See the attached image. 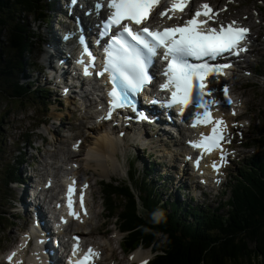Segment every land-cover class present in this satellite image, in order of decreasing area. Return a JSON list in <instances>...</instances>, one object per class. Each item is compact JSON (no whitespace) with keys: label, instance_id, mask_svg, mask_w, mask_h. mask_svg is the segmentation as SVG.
Returning <instances> with one entry per match:
<instances>
[{"label":"rangeland","instance_id":"obj_1","mask_svg":"<svg viewBox=\"0 0 264 264\" xmlns=\"http://www.w3.org/2000/svg\"><path fill=\"white\" fill-rule=\"evenodd\" d=\"M57 2L59 0H56ZM201 1H211L213 3H217L218 6H221L225 0H201ZM238 5V6H237ZM256 8V10H260L262 12V19L259 25L261 26V35L259 36V50L257 51V57L253 58L256 59L253 63L250 61L249 70L252 69V72L255 73V69L258 71L259 74H264V0H235V7L236 9L232 11L233 14H239L241 16L247 15L246 11L252 8ZM58 7L57 12V18L60 19V16L65 14L64 8H61V10ZM227 13V11H226ZM7 16V15H6ZM5 16V22L9 20ZM63 20H67V18H64ZM65 21H62L60 19L59 23H62ZM254 23V22H253ZM33 28V27H32ZM19 28L16 27V30ZM12 27H7L3 31L0 30V149L3 153L0 154V188H3V198L0 197V210H3L6 212V214H3V217L0 219V235L4 238L0 239V262L3 264V255H5L8 250L13 246V244L18 241L21 237L20 229L21 225L18 224L15 226L12 222V224H9L8 221H6V217H8L7 213L10 212V214H19L18 210L22 211L24 210V205L21 204V201L24 200V196L21 197V193L25 192L27 193L30 191L27 186L22 185H16L12 184L10 185L9 181L11 179L10 177H6L10 171L15 172L18 171L20 174L23 170L28 168L30 165H32V162L35 161L34 168H37V164L39 161H45L48 160V158H52L53 156L50 155L54 154L55 150H60L59 148L67 149V152L69 150V145L71 142H73L75 139L68 140L66 137L69 135V132L67 130H70L72 132H77L78 124L76 125V120L78 118H81V116L84 113V108L82 111H80L78 114L73 116V113L76 112V109L72 111V113L67 112L68 109L72 107V103L67 102V100H63V107L66 108L65 110H60L56 105H53L51 107L50 111V121H48L46 124H44L43 127H40L38 130H31L34 127L31 128V124L34 123L33 112H29L25 109L24 106H27V103H24L23 105L15 104L11 102L9 103V98L7 96V85L5 81V76L9 73L11 66L13 63V58L16 54H14V49L7 48L8 51L2 52V48L9 47L6 43V39H9L12 32ZM36 34L41 36L42 38H45V36H49V41L47 42L49 45V52H53L54 50L60 48V41L61 37L58 34H55L54 31H46L44 33H40V30L35 28ZM46 39V38H45ZM48 39V38H47ZM3 45V46H2ZM15 47V46H14ZM36 52L39 51V49L44 48L46 50L45 43L41 46L40 43L36 44ZM8 60L7 62L4 60V58ZM16 57V56H15ZM38 70V69H37ZM4 75V76H2ZM252 74L251 76H245L246 78L242 79L239 82L234 83V88L237 95L244 101V106L240 108L241 110L239 113L243 112V117H245V125H242L239 130V132L236 133V136H240L243 138V145L247 147L245 151V156L243 159H250L253 156H256L259 154V156H264V142L263 136L264 131H261V135H258L260 131H256L255 128H263L264 127V76ZM262 76V77H261ZM31 77L36 81L37 85H43L46 83L45 79L40 76V70L37 72H32ZM41 81V82H40ZM20 84L23 85L22 79L20 77ZM48 85V84H47ZM57 93H61V89L57 88ZM52 99H55L57 95L55 93L52 94ZM59 100V98H58ZM74 102V101H73ZM85 105V103H82ZM88 103H86L87 105ZM85 105V106H86ZM59 110V111H56ZM78 110V109H77ZM232 108H229L227 112H231ZM40 111V109H39ZM38 111V113H39ZM71 115V116H70ZM82 119V118H81ZM243 118L239 119L242 120ZM38 120V118H37ZM260 124V125H258ZM109 126V125H108ZM248 126V127H247ZM62 127V128H61ZM30 130V131H29ZM55 130V131H54ZM264 130V129H263ZM29 131L28 135H25ZM100 131L98 129L96 132ZM94 130L91 133V136L88 138L89 141L84 142V145L82 146V152L79 155L82 161H84L87 152L89 151V147L94 145V135L96 133ZM78 134V132H77ZM58 136L64 139L63 144H58ZM28 141V143H25V138ZM31 136L33 139H31ZM65 136V137H64ZM30 138V139H29ZM76 138V137H74ZM249 138V139H247ZM42 139H45L47 141V144L43 147L42 150ZM122 142L119 141L117 144L119 145ZM113 144L112 142L106 141V151L107 153H110L113 157H116L113 150ZM160 144V142H159ZM250 144V147L247 145ZM116 145V148L118 149L117 152V158L121 163H125L126 167H128V163L130 161H134L136 159L139 160L137 165L139 166L142 174H143V167L146 163H151L153 165L152 169V177L157 180V173L161 172L164 176L167 173H172L174 175V172L172 170H167L166 166H164L162 159H160L156 153L155 148H148L145 149V154L143 151L135 146H125L123 147ZM58 148V149H57ZM157 149V148H156ZM22 150L25 153V159L22 161L18 158V151ZM39 150V151H38ZM160 151V150H159ZM166 151L170 153V156H167L164 158L163 161H170L171 158L175 159L174 155L172 154L173 151H179L176 150L174 146H169L166 148ZM106 153H103L100 151L99 155H103ZM162 154V153H161ZM145 155V157H144ZM150 155L152 158L148 159L147 156ZM58 157H63V154L59 153ZM156 157L158 159H156ZM34 158V159H33ZM101 158V157H100ZM45 159V160H44ZM156 159V160H155ZM172 159V160H173ZM52 160V159H51ZM105 160V161H103ZM155 160V161H154ZM53 161V160H52ZM108 161V162H107ZM114 161H116L114 158L110 160H106L101 158L100 159V165L105 164V168L102 169L97 166L95 162H91V165L93 166L91 169H88L86 166L83 168L81 175L83 178H88L93 182L94 188V201H95V207L92 210V216L89 217L90 219L87 220L91 222L87 224L86 226L83 225L82 230L85 232H91L92 238L96 242H100L103 246H105L106 250V263H111L112 261L115 262V264H132L130 258L126 257L127 255L123 254L122 249L120 247V242L122 241V235L119 234V236L115 237V231L118 230L116 227V220L112 218H107V215H113L112 210L115 212H119L121 210V207L119 206V200L116 199L113 195L109 194V191H111V187L107 186L105 183L110 182L111 180H127L128 177V169L127 172L121 170L118 168V171L115 172L113 170V164ZM181 165V164H180ZM179 168L176 169V175L179 178ZM191 171L190 166L188 167ZM238 166L232 165L230 166L227 173L224 174L222 178H224V181L221 180V185L218 186L219 190H210V189H204L203 191L199 192L198 190L193 191L189 190L188 188H184L185 184H181V181L177 178H173V182L169 184L168 179H164L165 187L163 189L159 188L158 183L153 187L154 191L157 192L156 195L159 198V203H165L172 206V202H176V206L180 202L184 204L186 213L189 214V210L187 207L188 205H194L196 207H200L202 204L210 205L214 208L218 206L216 202L224 203L226 200L230 197V192L228 191V188L230 186L231 178L234 176V172L237 171ZM32 167H30V170ZM40 171V170H38ZM41 173V172H40ZM190 173V172H189ZM23 176L26 178V175L22 172ZM42 174V173H41ZM28 175L32 178L33 174L31 172L28 173ZM88 176V177H87ZM233 180V179H232ZM42 185L44 183V180H40ZM187 181H191L188 180ZM155 183V182H154ZM192 183V182H190ZM101 184H104V186L101 187ZM103 190L106 197L104 196ZM112 192V191H111ZM114 193V192H113ZM116 196V194H114ZM2 200V202H1ZM20 200V204H18L17 201ZM15 202H17L18 206L16 205V208L13 209L12 207L15 206ZM104 203V207H103ZM5 204V205H3ZM169 207V209H170ZM105 208V212L104 209ZM153 219L156 218L155 214L152 213ZM152 221V219H151ZM119 237V239H118ZM157 244L158 247H166L167 244V238L163 237L162 235L157 236ZM88 242L90 243L89 239ZM113 249V251H112ZM140 255L143 257H152L155 258L156 254L155 252H152L151 249L145 250V249H139ZM138 251V250H137ZM135 264H140V260L136 261Z\"/></svg>","mask_w":264,"mask_h":264},{"label":"snow or ice","instance_id":"obj_2","mask_svg":"<svg viewBox=\"0 0 264 264\" xmlns=\"http://www.w3.org/2000/svg\"><path fill=\"white\" fill-rule=\"evenodd\" d=\"M162 2L163 0H97L94 4V9L97 11L105 7L109 10L106 19L102 22L100 33L101 37H109V43L105 48L106 60L103 69L98 72L99 76L107 73L112 85L108 92L110 111L106 118H111L112 111L118 108L130 107L135 110L136 96L152 81L150 67L154 59L162 55L163 60L167 62L163 72L167 81L161 87L164 90L175 89L171 92V98L167 104L169 106L180 105L181 114L192 107L195 110L193 127L212 126L210 134L202 133L199 140L191 142L192 147L203 150L201 157L196 160V165L199 167L204 155L221 148L222 141L231 142L225 132L226 121L223 118L214 120L212 116V106L220 104L221 101L212 98L217 90L209 88V78L211 77V82L214 83L221 75H226L225 70L233 65L213 62L225 58L226 54L238 56L246 52L250 29L236 27V21L226 26L221 23L219 27H202V25H208L209 20L219 15L213 12L207 3L201 5V8L207 11L196 10L192 19L185 21L183 25L167 27L162 31L150 29L147 26L139 27L146 25L152 13ZM189 3L191 0H173L172 7L159 14L163 17L170 11L184 12ZM201 16L207 19H197ZM172 18L168 16V19ZM113 29H117L115 34H112ZM80 43L84 46V54L92 57L89 65L84 69L85 75H91L89 67L94 66L95 57L88 50L83 37L80 38ZM161 49H163L162 53ZM80 63H85V61L81 60ZM222 92L227 103L232 104L229 88L223 87ZM198 109H203V112ZM142 118L147 117L142 116ZM225 160L226 157L222 151L220 163L214 161L212 167L219 171ZM74 184L73 180V183L69 185L70 208L74 203L71 198L75 192ZM87 187L85 184L84 188ZM80 205L84 207L82 192ZM71 214L79 218L78 213L73 211ZM85 214H87L86 210ZM75 239L77 243L73 247V256L80 251L79 237ZM99 255V252L89 247L83 257L75 260L73 264H93L94 259ZM15 256L16 253L13 252L8 257V261L11 262ZM18 264H23V262H18ZM142 264H148V262L143 261Z\"/></svg>","mask_w":264,"mask_h":264},{"label":"trees","instance_id":"obj_3","mask_svg":"<svg viewBox=\"0 0 264 264\" xmlns=\"http://www.w3.org/2000/svg\"><path fill=\"white\" fill-rule=\"evenodd\" d=\"M29 1L35 0H0V30H13L6 41L9 47L2 45L1 51L15 48L13 61L24 45L30 48L34 43L31 35L23 34V30L21 33L23 12L46 17ZM5 16L9 19L6 22ZM16 26L20 28L16 30ZM19 65L24 66L23 62ZM229 189V199L216 208L206 206L187 214L173 204L170 207L159 203L156 192L147 183L140 186L137 182V193L128 187L117 191L112 185L109 194L119 200L121 207L115 213L111 209L112 216L118 217L121 230L128 233L125 251L143 246L157 248V236L162 235L167 244L161 247L162 253L153 264H264V160L254 157L243 165ZM0 197L3 198L1 188Z\"/></svg>","mask_w":264,"mask_h":264},{"label":"bare ground","instance_id":"obj_4","mask_svg":"<svg viewBox=\"0 0 264 264\" xmlns=\"http://www.w3.org/2000/svg\"><path fill=\"white\" fill-rule=\"evenodd\" d=\"M65 4H66L65 0H59L60 7L62 5L64 8ZM55 7L57 8L58 5H55ZM59 9L61 10V8H59ZM92 24H93L92 19H88V18L85 19V25H87L89 28H86V30L82 29L83 32L90 33L88 30H91L94 33V30L92 28ZM170 26H171V23L169 21V27ZM78 28H80V27H78ZM46 31H49V28ZM68 32L73 33L72 31H66V33H68ZM75 49L77 51H79L78 47H76ZM26 57L29 59H32V52L28 51L26 53ZM40 76L43 77L45 80H49V76L46 75V73H42ZM15 77H16L17 83L20 86H23L20 84V75L17 72L15 73ZM22 82H23V79H22ZM228 83H230V81L226 80L223 84L227 85ZM56 86L57 85L52 84V87L55 90L57 89ZM212 86H215V87L218 86L217 82L215 81L214 83H212ZM219 86H221V85L219 84ZM79 89L74 87L73 92L71 89L68 90L70 92H65L62 90L63 95H60L59 93H57V97L58 98L64 97V98H66V100H70L74 104L75 108L78 109L76 111V112H78L81 109L80 106L83 105L82 103H88V101L90 99V98L88 99V97H86L85 99L81 98V99H83V101L80 104L74 103L73 101H75L76 98L82 94V90L84 88H81L80 90ZM235 100H236L237 104H239L241 106L244 104V102H242L237 96H236ZM92 102H94V101L92 100ZM59 107H62V102H59ZM222 110L223 109H220L218 111L219 116L223 115ZM76 112L74 113V115L77 114ZM99 117H100L99 112H95V111L87 108L86 110H84V113L81 116L82 122H80L78 124V128H77L78 134L85 137L86 141H89L88 137L92 133L93 130L97 131L98 129H100V131L95 133L94 145L89 147V151L87 152L84 161L81 162V159L78 155L82 152L81 149H77V151H76L75 147L72 146L69 148V152H67V149H65V147L64 148L61 147L59 149H60V153L63 154L62 161L54 162L51 159H49L48 160L49 164L46 162H43V161H39L37 164V168H34L35 161L32 162V165L29 166V167H32L31 170L35 171V170H39L42 167L44 168V173H42L41 175H38V174L35 175V179L40 178L41 176H45L46 175L45 172L48 171L49 169H51V167H54L55 165H60L61 168H62V166L63 167L67 166L66 168H62L61 172L73 173L74 175H77V170L74 167L75 165H80V167L86 166L88 169H91L93 167L91 165V162L93 161L97 164V166L99 168L102 169V166H103V168H105V164L100 165L99 161L101 158L106 159V160H110L111 158H115V159H117L116 161H114V164H113V170L115 172L118 171V168H120L121 170H123L125 172H127V169H128L127 180H123V181L111 180L115 190L121 191V190H125L126 187H128L131 191H133L134 193L135 192L137 193V190H136L137 189V182H139L140 186L142 183H145V184L147 183L148 186H151V187H154L156 185V183H158L159 188L163 189L165 187L164 175L161 172L157 173V180H155L152 177L153 165L151 163H146L144 165L143 174H142L139 166L137 165L139 160L135 163L129 162L128 167H126L125 163H121L117 157L112 156L110 158H107L106 141L114 143L113 144V150H114L113 154H115V156H116V153L118 150L116 148V145H118L117 143L121 140H122V142L118 146H121V145L123 147H125L126 145L130 146V147L135 146L141 150H145L148 148H150V149L155 148V153L160 159H162L164 166H166L169 163V161H163L165 157L170 156V153H168L166 151L167 147L174 146L176 148V150L181 149L182 151H185V150H189L188 145L192 146L191 142L194 141L192 139H188V140L182 139V137H180V134H178V133L175 134L173 132V128L171 127V123L169 121L164 120L162 117H160L159 120L157 119V122L154 121L157 118V116H155V119H152V120H148V119L144 120V119H140L139 117H133V118L129 119L128 122L116 123V125H109V126L99 125V127H97L96 125H92L91 122L89 121L91 118L96 120ZM226 117L228 118V120L230 121V124H231V122L233 121V118L229 115H226ZM137 121H140V122H137ZM84 125L86 127L90 126L92 128V129L88 130L90 133L89 135L87 132H85V130L83 128ZM57 137H58V144H63L64 139L58 135H57ZM159 142H160V144H159ZM149 145L150 146L152 145L153 147H150ZM100 151H102L103 153H106V154L99 155ZM172 154L174 155V157L177 160H179L176 164L180 165V162L183 161L182 160L183 158L181 157L182 156L181 153L179 151L178 152L173 151ZM53 155H55V152H54V154H52V156ZM156 159H158V158L156 157ZM103 161H105V160H103ZM70 163L72 165H70ZM208 167L210 168V166L208 165L207 162H202V164H200L198 167L203 171L202 175L206 176L205 179H203V181L205 183L209 182V174H212ZM184 168L185 169H183V172H181V175L179 177L181 184L186 182L187 176H188L187 169H186L187 166H184ZM27 171L29 172L28 168H27ZM171 176H172L171 173H169V184L172 181ZM44 184H46V180H44ZM85 184L88 186L87 188H84ZM29 185H31V184H29ZM58 187L60 188L59 185H58ZM90 188H91V186L87 182H85V183L80 185V189H79V194H81V192H82L84 195V199L86 200V209H87L86 210L87 214H85L79 208H77V213L79 214L80 218L83 220V224H81V225H84V222H87V219L90 217L91 211L95 207L92 204V195L94 193V189H90ZM190 189H196V188L193 185L190 187ZM48 190H49V192L47 193V198H50V196H54L56 194V192L54 191L53 188L50 187V188H48ZM24 194H25V196H29V195H31V191L30 192L28 191L27 193L22 192L21 197H23ZM29 202H31L30 196H29ZM58 210H59V208H58ZM18 212H20V210H18ZM7 216L8 217H6V218L9 221H14L13 217L11 215L8 214ZM75 219L80 221L77 217ZM91 220L88 221V224L91 222ZM13 224L15 226H17L19 223L13 222ZM80 227H78L76 229L77 232H80V230H81V234H79V236H81L82 238H88L90 243H96L97 244V242L94 239H91L92 233L91 232H85L82 230L83 226H80ZM115 236L117 237V234H115ZM24 241H26V239L23 240L22 242H24ZM48 241L49 240L46 237L42 238V243L47 244ZM142 248H144V246ZM98 249L100 251H103L105 249V247L103 245H100L98 247ZM112 251H113V249H112ZM29 252L31 253L30 257L27 256V254ZM140 254H141L140 250L136 251L134 254H132L131 259L132 260H134L135 258L141 259L142 256ZM47 255H49V254H46V256ZM19 259H20V261L22 260L23 264H32L33 261L37 264V254H36L35 250L31 249V248L24 249L23 253L18 258L13 259L12 264H16L19 261ZM54 260L56 261V264H60L59 257L55 258ZM143 261H147V258H144V260H142L141 262H143ZM63 264H64V261H63ZM99 264H102V263L100 262ZM108 264H110V263H108Z\"/></svg>","mask_w":264,"mask_h":264}]
</instances>
